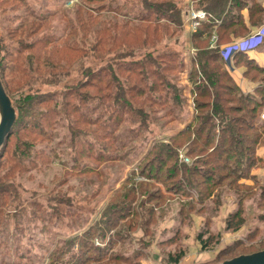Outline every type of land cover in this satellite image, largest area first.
<instances>
[{
    "label": "rangeland",
    "instance_id": "obj_1",
    "mask_svg": "<svg viewBox=\"0 0 264 264\" xmlns=\"http://www.w3.org/2000/svg\"><path fill=\"white\" fill-rule=\"evenodd\" d=\"M84 2L101 18L81 22ZM84 2L0 0V79L17 113L0 158V264H221L264 250V160L257 153L188 156L205 144L182 138L179 162L192 168L200 161L207 181L183 169L168 179L174 158L157 148L193 124L197 101L209 100L197 96L198 86H209L202 72L209 58L199 53L221 51L215 23L222 4ZM190 7L212 25L190 24ZM102 23L110 30L100 37ZM213 70L225 86L224 72ZM30 94L37 96L19 113ZM150 161L153 179L144 168ZM132 187L127 210L117 209ZM236 213L241 228L227 230Z\"/></svg>",
    "mask_w": 264,
    "mask_h": 264
},
{
    "label": "trees",
    "instance_id": "obj_2",
    "mask_svg": "<svg viewBox=\"0 0 264 264\" xmlns=\"http://www.w3.org/2000/svg\"><path fill=\"white\" fill-rule=\"evenodd\" d=\"M84 1L85 0H83V2ZM86 1L93 2L94 0H86ZM84 4L86 5V6L84 5V7L87 9V11L85 13V16L80 17L81 22L90 24L91 21H95L101 18V15L97 13V11L95 12L92 7L90 8L88 3L84 2ZM168 4H167V7L169 8V10L174 11L176 9L175 7L176 5L175 6L172 5V3H168ZM175 12L180 13V15H182V11H178L176 9ZM210 26L211 25H208V24L204 25L205 28H209ZM109 27L110 26L108 23H102V25L100 26L97 32L98 36L100 37L102 35L106 36L108 34V31L110 30ZM101 40L103 41V37L101 38ZM25 50L29 51L30 49L25 48ZM20 51L22 50L18 49L17 52L20 53V55L22 56L23 53ZM208 53L209 52L206 49H203L202 52L199 54H201V58L203 57L209 58V61L207 62V66L204 67L202 71L203 74H205L207 78L206 83L209 86L208 87L205 85L201 87L198 86L197 89L198 91H200V95H197V96L200 98H209V100L208 101H197V106H198L197 110L199 111V115H197L194 118L193 124L187 126L185 130L173 136L172 143L171 142L161 143V145L157 147L162 153L164 152L167 154L166 158L168 160L174 158L175 165L173 167H169L167 171L168 179L170 178L172 179L176 177L178 175L177 173L179 172V170L183 169V171H190V177L201 176L203 179L205 178V180L210 181V177H209L210 174L206 176H203L200 174L201 170H203V169H200L198 166L200 161H196L192 168H189L185 164H181L179 162L178 147L180 148L182 144H179L178 142L182 138H185L184 141H187L185 143H190L191 145L196 144L200 141L203 144H205V147L201 148V150L199 151L196 149L190 150L187 153L188 156H191L193 153H195V151H197V153L201 156L204 154H208V152H210L208 155L205 156L206 158H208L209 156H213L217 151H222L223 154H228V157H227L228 160L234 159L236 157V154L234 153H237L239 151L252 153V155L256 157V148L259 146V144L262 143V133L259 130L260 128L257 126L258 119L261 117V113L263 112V110L261 111V106H259L257 103L252 101L249 97H246L243 94H241L239 89L232 82V80L228 78L227 74L223 70L224 63H223V59L220 53L216 52V54H213L211 57L208 56L209 55ZM200 66L202 67V64ZM212 69L220 70L224 72L225 74L224 76L226 77V80H227V83L225 86L221 84V80L219 81V77L221 78L223 75L222 74L217 75L214 70L212 71ZM21 73L24 74L25 72L22 71ZM165 83L167 84L169 88L174 89V90L169 89L168 92L177 93V89L175 87H173L169 82L165 81ZM151 86L153 89L157 88L155 85H151ZM86 87H87L86 84L81 85V88H86ZM216 88H217V91H216ZM202 89L204 91L201 94ZM210 90H214V93H210ZM234 93H236V97H237L236 99H233L231 97ZM36 96L37 94L36 95L30 94L25 97V100L24 98H22L21 104L17 107L18 112L21 114H24L26 111H28L30 107L28 102H31L34 98H36ZM231 102H234L237 105L227 107L226 104L227 103L230 104ZM126 105L130 108L132 107L128 105V102H126ZM205 110L209 112L207 115L203 116L202 113L200 114V111H205ZM230 114H237V115L230 116ZM83 124H87V121H83ZM195 124L196 126L194 127ZM187 136H190V137L186 138ZM204 136H206V139L205 141H202ZM191 139H192V142L190 141ZM8 143L9 141L6 142V145L2 152H4ZM173 143L174 145H172ZM2 157H3V153H1L0 158ZM99 157H102V156H99ZM166 158L162 156L160 159H157L156 162H159L161 165L160 167L159 166L157 167L158 172H160L162 167L166 165V162H167ZM201 158L202 157H200L199 160H201ZM219 160H221V158ZM253 160L257 162V159L254 158ZM144 168H146L147 177L150 179H153L154 176L151 174V172L152 170H155L154 169L155 166L151 163V161ZM217 182L219 183V180ZM218 183L214 182V185H217ZM130 184L132 183L130 182ZM204 186H206L205 181H204ZM145 187L147 186L140 185L139 190L141 192L142 191L144 192ZM179 190H181V187H179ZM134 193H135V189L132 187V189L129 190L128 193H124V195L121 196L122 199L124 198V201L119 202L117 204L118 207L114 206V209H116L117 207V209L121 208L122 211L124 209L127 210L128 204H126V201L128 200L130 201V196ZM159 197L161 198L160 193H159ZM133 200H135V198ZM114 211L117 212V210H114ZM119 217L124 218V215H120ZM238 217L239 215L238 213H236L227 220V224H226L227 230L236 231L241 228L243 221L240 220L238 224H235L234 222ZM198 240H202L201 235L199 236ZM181 258L182 256L174 259L173 261L175 263H178ZM91 259H92L91 257L88 258V260H91ZM91 261L93 262V260Z\"/></svg>",
    "mask_w": 264,
    "mask_h": 264
},
{
    "label": "crops",
    "instance_id": "obj_3",
    "mask_svg": "<svg viewBox=\"0 0 264 264\" xmlns=\"http://www.w3.org/2000/svg\"><path fill=\"white\" fill-rule=\"evenodd\" d=\"M221 3L219 21L215 23L220 48L238 42L264 27V0H208L209 5ZM220 7V5H219ZM211 22L204 23L208 25ZM223 70L240 93L261 106L264 111V44L245 54H236L231 60L223 61ZM262 143L256 148L257 156L264 160V121L258 119Z\"/></svg>",
    "mask_w": 264,
    "mask_h": 264
},
{
    "label": "water",
    "instance_id": "obj_4",
    "mask_svg": "<svg viewBox=\"0 0 264 264\" xmlns=\"http://www.w3.org/2000/svg\"><path fill=\"white\" fill-rule=\"evenodd\" d=\"M17 113L0 79V156L16 124ZM221 264H264V251L242 255Z\"/></svg>",
    "mask_w": 264,
    "mask_h": 264
},
{
    "label": "built area",
    "instance_id": "obj_5",
    "mask_svg": "<svg viewBox=\"0 0 264 264\" xmlns=\"http://www.w3.org/2000/svg\"><path fill=\"white\" fill-rule=\"evenodd\" d=\"M187 21L194 25H200L209 20L208 15L201 10L188 8L185 14ZM264 44V27L259 28L254 33L248 35L244 39L234 42L225 48H221L220 55L223 61L227 62L236 54H245L256 50ZM261 119L264 121V111L261 114Z\"/></svg>",
    "mask_w": 264,
    "mask_h": 264
}]
</instances>
